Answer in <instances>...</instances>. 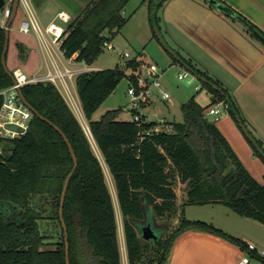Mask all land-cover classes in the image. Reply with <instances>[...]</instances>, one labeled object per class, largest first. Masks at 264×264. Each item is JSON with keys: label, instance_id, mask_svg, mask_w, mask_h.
I'll return each mask as SVG.
<instances>
[{"label": "trees", "instance_id": "obj_1", "mask_svg": "<svg viewBox=\"0 0 264 264\" xmlns=\"http://www.w3.org/2000/svg\"><path fill=\"white\" fill-rule=\"evenodd\" d=\"M130 1L92 0L66 26L62 43L65 56L78 54V62L93 65L106 49L105 42H110L125 26L123 11ZM164 1L149 0L151 11ZM241 17L264 37L260 29ZM5 44L6 30L0 25V91L13 83L2 63ZM173 61L178 63L174 58ZM185 63L223 90L224 94L200 82L213 95V103L229 98L238 111L221 84L189 61ZM141 64L135 57L128 59L123 68L88 71L75 78L84 117L114 180L128 264H167L175 239L189 229L225 235L212 225L186 219L188 205L223 204L264 225V184L245 168L194 96L181 106L183 122L148 121L139 126L130 120H119L121 109L93 120L122 80L136 83ZM22 93L29 104L61 129L77 157L63 211L69 263L123 264L114 200L103 165L82 124L52 82L25 85ZM2 102L0 95V109ZM228 113L239 126L231 105ZM158 127L152 135L143 136ZM252 148L264 161L253 145ZM73 169L74 161L63 136L36 116L24 136H0V264H67L60 205L65 181ZM177 181L185 187L181 209L175 189ZM143 202L166 224L181 210L178 228L156 242L143 240L133 224L145 219ZM45 219H57L61 226V241L51 250L44 249L48 236L41 227Z\"/></svg>", "mask_w": 264, "mask_h": 264}, {"label": "crops", "instance_id": "obj_2", "mask_svg": "<svg viewBox=\"0 0 264 264\" xmlns=\"http://www.w3.org/2000/svg\"><path fill=\"white\" fill-rule=\"evenodd\" d=\"M91 1L32 0V4L36 17L43 28L52 23L60 24L66 28L68 23L60 21L57 18L58 14L66 12L71 21L79 16ZM216 1L240 14L264 33V0ZM4 2L5 6L0 11V25L4 9L12 8L5 27V30L7 29L9 32L6 65L12 74L15 70L20 69L28 76L36 74L43 76L49 71H54V64L59 68L81 67L83 63H71V60H68L57 48L52 47L51 50H47L35 32L22 33L20 24L26 18L24 11L19 4L15 11V0H4ZM147 2L149 12L152 13L154 9L151 11L149 0ZM49 6L55 7V10L47 9L46 12H43ZM159 11L161 16H158ZM151 20L150 18V22H152ZM156 20L164 40L166 39L162 33V26L167 36L175 40L179 48L184 51L183 55L179 50L173 49L176 54L184 62L185 60L189 61L193 66L195 65L198 69L206 72L212 79H216L231 95L244 125L264 148V43L256 40L241 22L221 12L208 0H165L157 8ZM47 40H49V36H47ZM184 41L199 48L212 61V68L204 64L201 66L194 57L196 54L194 55L189 49L183 47ZM77 58L78 54L74 55L72 60ZM137 58L141 61L148 60L142 56ZM178 63L173 62L172 65H178ZM178 66L186 69L180 63ZM89 67L95 71L101 70L94 64ZM73 85L79 100L75 81ZM61 94L63 95L62 92ZM211 97L213 99V95ZM160 101L170 102L171 99L163 100L158 94L152 105ZM67 103L69 104L68 101ZM79 104L82 109L81 102ZM69 106L71 107L70 104ZM82 114L84 116L83 110ZM208 118L213 120L211 117ZM161 121L170 120L164 116ZM216 125L249 173L260 184H264V161L255 154L252 145L231 114H225L220 121L216 122ZM219 206L225 205L212 204V207ZM224 215L226 220L231 221L233 225L239 222L250 223L246 225L248 231H235L233 228H226L227 224L223 227L217 223L215 217H212V226L225 235L199 229L186 230L175 239L167 264H240L242 257L248 253L251 256L249 264H264V260L256 252L247 250L249 244H254L258 249L264 251L262 242L264 240V225L239 214L237 215L241 218H236L228 212ZM249 230L252 232L250 233ZM230 238L245 244L235 243Z\"/></svg>", "mask_w": 264, "mask_h": 264}, {"label": "rangeland", "instance_id": "obj_3", "mask_svg": "<svg viewBox=\"0 0 264 264\" xmlns=\"http://www.w3.org/2000/svg\"><path fill=\"white\" fill-rule=\"evenodd\" d=\"M47 9L55 10V7L49 6L43 12H46ZM153 13V12H152ZM149 12L148 2L147 0H131L124 9V17L127 19L125 26L120 30L118 34L111 38L110 43L114 45V49H104L102 54L96 59L94 65L99 67L101 70H114L116 68H123L127 64V60L124 57V53H129L132 58L134 57H145L148 60L157 64L158 69L161 73H163L162 83L167 92L171 95L170 102H157L151 105L146 112L148 113V118L152 122L163 123L165 121H161L164 119V116L170 121L175 122H183V114L181 111V106L189 101L193 96L195 97L196 102L203 107L204 109L210 106L213 103V99L211 94L207 90V88H203L201 92H197L195 90V85L188 83V81H181L178 79L179 73L183 70H186L178 65H172L173 58L172 56L163 48L154 34V28L152 22H150V18L153 20V14ZM44 16V13H42ZM158 16H161V12L159 11ZM151 20V21H152ZM162 33L165 37V41L168 46L172 49L179 50L183 55L184 51L179 48L176 44L175 40H172L167 34L164 32V28L162 26ZM176 31V30H175ZM179 31V30H178ZM180 32V31H179ZM178 32V33H179ZM185 49H189L191 53H194L195 59L202 66L208 65L212 68V61L197 47L192 44H187L184 41ZM181 46V44H180ZM182 47V46H181ZM128 72V71H127ZM129 73V72H128ZM211 77V76H210ZM216 80V79H215ZM74 81V80H73ZM217 81V80H216ZM218 82V81H217ZM219 83V82H218ZM59 84V83H58ZM130 82L126 78L120 82L115 92L107 99V101L96 111L93 116L94 121H98L110 110L121 109L122 113L119 116V120L121 121H129L133 116L134 107L130 101L128 95V88ZM60 87V84L58 85ZM72 98L75 101L71 104V108L73 112L76 114L82 126L87 129L89 127L86 118L82 114V109L79 104V100L76 97L75 90L72 89ZM69 102V100H68ZM91 140L93 149L100 159L105 174L106 180L109 185L115 208L117 213V220L119 226V239L121 245V251L123 254L124 264H127V255H126V246H125V238H124V229H123V217L121 215V211L119 208L118 200H117V192L114 184V180L109 170L107 169L106 164L101 156V153L94 141V139L89 135ZM175 189L178 194V206H180L185 200V187L182 186L178 181L175 183ZM144 210L147 213L149 210L148 206H144ZM181 210L178 212V216L174 218L169 224H166L164 220H160L156 217H151L152 224L155 230H159L163 232V237H168L172 232H174L179 225V214ZM233 214L236 218H241L237 213H234L230 209L225 206L212 207V204L206 205H188L185 209V217L191 221H202L206 224L212 225V217L217 221L219 225L223 227L225 224L226 228H233L235 231H248L246 227L247 224L250 223H235L232 224L231 221L226 220L224 213ZM242 220V219H238ZM147 221V219H146ZM245 222V221H243ZM134 226L137 228L139 232V226H137V221H133ZM216 224V222H215ZM168 226V227H167ZM42 233L47 234L46 239V248H53L55 243L61 241V226L58 224L56 220L45 219L42 222ZM251 233L252 231L249 230ZM264 246V240H262Z\"/></svg>", "mask_w": 264, "mask_h": 264}, {"label": "built area", "instance_id": "obj_4", "mask_svg": "<svg viewBox=\"0 0 264 264\" xmlns=\"http://www.w3.org/2000/svg\"><path fill=\"white\" fill-rule=\"evenodd\" d=\"M19 6L26 15V18L21 21L20 31L25 34L35 32L47 50H51V48L54 47L65 56L62 43L66 28L57 23H52L48 27L43 28L36 17L32 0H19ZM11 13V7L4 9L1 24L3 28L6 27L7 20L10 18ZM57 18L63 23H69L70 21V16L66 12L59 13ZM47 36H49V40H47ZM104 46L109 50L115 48L110 42H105ZM72 57L66 58L71 60V63L78 62L77 59L73 61ZM124 57L126 59L132 58L129 53H124ZM88 71L94 70L85 63H83L81 67L75 69L68 67L59 68V66L54 64V71H49L43 76L37 74L28 76L20 69L15 70L13 72V83L0 91V95L3 97L0 109V136L7 139H15L24 136L30 129L31 122L35 115L29 107L23 103L20 97V91H22L25 85L39 82H52L63 93L67 101L69 100V103H73L75 99L73 100L71 92L72 89L74 90L73 83L75 78L77 75ZM128 72V74H130V71ZM162 77L163 73L159 71L156 63L150 60H142L140 71L137 73L136 83H130L128 88V95L134 107L133 116L130 119L131 122L140 126L143 122L150 121L146 110L152 105L158 94L163 100L167 101L171 99V95L163 86ZM178 79L181 81H188L190 84L196 83L194 87L197 92H201L203 89L198 78L187 70H183L179 73ZM229 109L230 104L228 102L217 101L206 107L204 113L207 117H211L215 122H218L225 114H228ZM84 130L88 137L89 135L92 137L89 127H87V129L84 128ZM157 130H159V127L155 130L147 131L143 136H150ZM247 250L249 252H256L258 256L264 258V251L258 249L254 244H249ZM250 260L251 256L248 253L242 257L240 264H249Z\"/></svg>", "mask_w": 264, "mask_h": 264}, {"label": "water", "instance_id": "obj_5", "mask_svg": "<svg viewBox=\"0 0 264 264\" xmlns=\"http://www.w3.org/2000/svg\"><path fill=\"white\" fill-rule=\"evenodd\" d=\"M211 4L215 5L217 7L218 10H220L221 12L227 14L228 16L232 17L233 19L241 22L245 28L248 30V32L258 41L264 43V37L261 36V34L254 28L252 27L250 24H248V22H246L241 16H239L238 14H236L234 11H232L230 8L226 7L224 4L216 1V0H208ZM18 4H19V0H15L14 2V9L15 11L18 8ZM5 6V2L4 0H0V11L4 8ZM158 6H156L153 10V16L154 19L152 20V24H153V28H154V33L157 37V39L159 40L160 44L163 46V48L180 64H182L189 72H191L192 74H194L198 80L204 84H207L209 86H211L212 88H214L215 90H218L219 92H221L222 94L223 91L213 82H211L210 80H208L207 78L200 76L198 74H196L194 72V70L188 66L177 54L176 52L170 48L167 44V42L164 40L162 34L160 33V30L155 22V15H156V11H157ZM8 42H9V32L6 29V44H5V48H4V52H3V57H2V63L3 66L5 68V70L7 71V73L9 74V76L13 79V74L8 70L7 65H6V56H7V51H8ZM20 97L23 101V103L29 107V109L33 112V114L40 118L41 120H44L45 122H47L48 124L52 125L64 138L65 142L68 145V148L71 152L73 161H74V169L73 171L69 174V176L67 177L65 184H64V188H63V193H62V197H61V205H60V221L62 223V227L64 229L65 232V242H66V261L67 264L69 263V246H68V236H67V227L65 224V220H64V202H65V196H66V192H67V188H68V184L70 181V178L72 177L73 173L75 172L77 165H78V161H77V157L76 154L74 152V149L72 147V145L70 144L68 138L66 137V135L61 131L60 128H58L57 126H55L52 122H50L49 120H47L44 116H42L31 104H29V102L25 99L22 91H20ZM226 101L229 102V104L232 107V111L233 114L235 115V118L237 119V121L239 122V126L242 130V132L244 133V135L246 136V138L248 139V141L258 150V152L260 153L261 157L264 159V150L259 146V144L255 141L253 135L249 132V130L247 129V127L244 125V123L241 121L240 116L237 112V110L234 108L232 102L230 101L229 98H226ZM15 129V128H13ZM144 206H148L145 202H143ZM149 207V206H148ZM156 217L154 215V213L152 212L151 208L149 207L148 212H145V219L142 221H137V226H139V235L140 237L145 240V241H149V242H156L159 239H161L163 237V232L159 231V230H155L152 224V220L151 217ZM147 219V221H146ZM168 227V226H167ZM45 250H51L54 249L53 248H44Z\"/></svg>", "mask_w": 264, "mask_h": 264}]
</instances>
